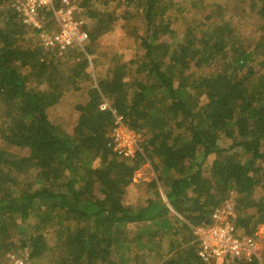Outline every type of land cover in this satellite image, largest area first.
Returning <instances> with one entry per match:
<instances>
[{
    "label": "trees",
    "instance_id": "obj_1",
    "mask_svg": "<svg viewBox=\"0 0 264 264\" xmlns=\"http://www.w3.org/2000/svg\"><path fill=\"white\" fill-rule=\"evenodd\" d=\"M75 2L78 18L106 29L116 17L101 8L124 5L122 19L139 22L142 52L94 84L66 131L50 111L91 81L88 57L76 48L51 56L0 0V263L26 249L32 264H144L151 255L156 264H207L194 228L211 225L232 194L238 230L256 234L264 223V28L251 43L238 21L264 16V0H233L237 21L217 2L196 7L204 21L185 19L173 0ZM102 97L142 138L145 157L108 148L113 116L100 109ZM148 161L159 174L148 184L154 197L131 208L124 195ZM29 172L36 189L19 181ZM238 264H264V251L262 261Z\"/></svg>",
    "mask_w": 264,
    "mask_h": 264
},
{
    "label": "built area",
    "instance_id": "obj_2",
    "mask_svg": "<svg viewBox=\"0 0 264 264\" xmlns=\"http://www.w3.org/2000/svg\"><path fill=\"white\" fill-rule=\"evenodd\" d=\"M18 20L32 31L38 32L39 44L51 56L65 57L71 49L84 51L90 33L82 18L76 15L75 0H7ZM102 111L109 110L113 126L108 148L118 156L134 159L141 154L142 138L126 123L111 104L103 98ZM237 211L232 201H226L212 214L211 225L194 228V235L201 244L200 258L207 264H238L253 259L261 261L258 235L240 232L236 224ZM0 264H32L27 250L9 252Z\"/></svg>",
    "mask_w": 264,
    "mask_h": 264
},
{
    "label": "rangeland",
    "instance_id": "obj_3",
    "mask_svg": "<svg viewBox=\"0 0 264 264\" xmlns=\"http://www.w3.org/2000/svg\"><path fill=\"white\" fill-rule=\"evenodd\" d=\"M176 4H181L185 6L186 10L184 18L187 19L191 14L194 19H201L204 21V11L203 8L197 11V6L205 5L209 2H217L226 9V19H231L237 21V16L233 10V0H173ZM261 2V1H260ZM124 5H118L115 2L109 5L107 8H101L102 14L106 15L105 12L112 13L115 15L116 20L112 23L109 29L104 28L98 20L81 17L88 29L90 35H94L85 46L84 51H82L89 59L90 68L89 75L91 81L87 82L81 89L73 90L67 93L61 100V102L50 111V120L63 127L66 131H72L73 127L77 121V111L76 106L79 104H85L89 100V91L97 81L106 77L109 70L116 64H127L130 61L135 60L138 55L142 52L139 42L136 39V29L139 30L140 25L136 18H132L131 21L122 19ZM80 18V17H79ZM192 18V19H193ZM184 19V20H185ZM239 29L243 36L250 40V42L255 43L258 37L261 35V31L264 28V16H254L252 19H247L244 22L238 21ZM178 34L184 33L183 27H176ZM37 41L39 42L38 38ZM191 72L200 75V73L194 68ZM45 89L46 86H42ZM202 101V100H201ZM5 112V106L0 101V117ZM222 144L224 146L230 145V141L223 138ZM21 152V151H19ZM23 154L28 155V150H23ZM92 157L95 152L91 153ZM217 156H212L209 159V164H211ZM99 165V160L95 159L93 161V166L97 167ZM150 162L140 169L134 177L133 183L127 188L126 193L123 198L125 205L131 208H139L145 205L147 200L152 196L154 197V190L148 185L154 179L158 177ZM21 185L25 188L33 185L34 189L38 187L37 180H35V175L33 172L26 173L20 178ZM62 182H59L60 186ZM161 195L164 198L163 190L160 189ZM236 195L232 194L228 201H232L235 204ZM137 227L135 225H130L129 230L131 236H134ZM256 234L258 235V241L261 248V257H263L264 251V223H259L257 226ZM167 242L165 243L166 246ZM136 246V245H135ZM137 247V246H136ZM135 247V248H136ZM140 247V246H139ZM26 250V249H25ZM144 249H137V252L141 253ZM21 250H18V252ZM23 251V250H22ZM6 258V256H5ZM5 260V259H4ZM3 260V261H4ZM2 261V262H3ZM262 261V258H261ZM144 264H156L154 256H147Z\"/></svg>",
    "mask_w": 264,
    "mask_h": 264
}]
</instances>
